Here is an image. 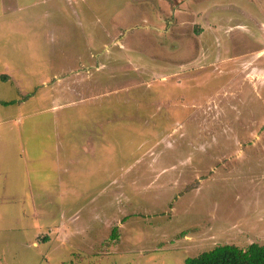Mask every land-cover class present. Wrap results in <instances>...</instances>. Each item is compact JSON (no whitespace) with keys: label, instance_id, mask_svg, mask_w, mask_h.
Wrapping results in <instances>:
<instances>
[{"label":"rangeland","instance_id":"obj_1","mask_svg":"<svg viewBox=\"0 0 264 264\" xmlns=\"http://www.w3.org/2000/svg\"><path fill=\"white\" fill-rule=\"evenodd\" d=\"M251 243L264 0H0V264Z\"/></svg>","mask_w":264,"mask_h":264},{"label":"trees","instance_id":"obj_2","mask_svg":"<svg viewBox=\"0 0 264 264\" xmlns=\"http://www.w3.org/2000/svg\"><path fill=\"white\" fill-rule=\"evenodd\" d=\"M1 104L9 105L12 102ZM184 264H264V244L251 243L243 249L231 244L218 245L197 256L186 258Z\"/></svg>","mask_w":264,"mask_h":264}]
</instances>
